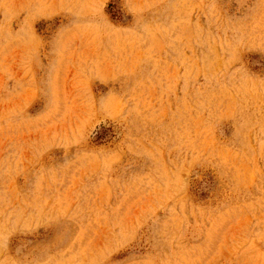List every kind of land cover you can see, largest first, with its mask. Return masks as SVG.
<instances>
[{
  "label": "rangeland",
  "instance_id": "374dc122",
  "mask_svg": "<svg viewBox=\"0 0 264 264\" xmlns=\"http://www.w3.org/2000/svg\"><path fill=\"white\" fill-rule=\"evenodd\" d=\"M0 264H264V0H0Z\"/></svg>",
  "mask_w": 264,
  "mask_h": 264
}]
</instances>
